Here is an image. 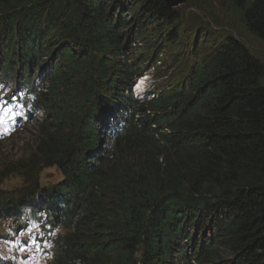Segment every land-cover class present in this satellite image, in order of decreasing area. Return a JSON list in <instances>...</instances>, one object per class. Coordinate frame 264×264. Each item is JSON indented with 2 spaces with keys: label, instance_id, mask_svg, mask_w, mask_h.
Listing matches in <instances>:
<instances>
[{
  "label": "trees",
  "instance_id": "16d2710c",
  "mask_svg": "<svg viewBox=\"0 0 264 264\" xmlns=\"http://www.w3.org/2000/svg\"><path fill=\"white\" fill-rule=\"evenodd\" d=\"M213 1L264 45V0H0V95L45 113L26 162L0 167V225L60 198L50 264H264V55ZM207 33L216 45L193 52ZM172 47L157 98L134 100L132 79Z\"/></svg>",
  "mask_w": 264,
  "mask_h": 264
},
{
  "label": "rangeland",
  "instance_id": "374dc122",
  "mask_svg": "<svg viewBox=\"0 0 264 264\" xmlns=\"http://www.w3.org/2000/svg\"><path fill=\"white\" fill-rule=\"evenodd\" d=\"M187 7V5L180 4L177 7ZM189 10H195V9H189ZM213 10L214 15L218 16L219 19H225L228 24L230 25H237L238 31L240 35V39L247 44L248 47H251L256 51L254 54L256 56H262L264 55V45L261 44L258 40H256L251 34L246 33L242 30L240 27V20L236 17L234 13L227 12V8L225 5L223 7H220L216 1H213ZM196 12V10H195ZM207 14V12L205 13ZM205 14L202 12L200 15V19L210 24V26L214 30H218L216 32L223 31L222 34H226L227 31L230 34H234L231 28L228 26H222V27H215L213 25V22L205 16ZM184 32V30L182 31ZM208 34V39H199L197 40V45L195 48L191 49L193 52L195 50H198L200 52V55L207 54L210 51L207 49L208 46L216 45L214 42H217V36L210 33ZM217 35V34H216ZM235 35V34H234ZM199 36V35H198ZM192 37V35H190ZM189 40H187L186 43H188ZM176 45V44H175ZM174 45V47H175ZM186 46V45H185ZM174 47L170 48L169 51H173ZM178 52V50H175L171 52L169 55H171L174 59V55ZM172 58L170 57H163V67L159 68L160 73H165L169 70V67L172 65ZM164 77V76H163ZM143 80L141 82L142 86ZM13 86V81L8 84V87ZM141 86L139 88H141ZM138 88V89H139ZM41 108L39 107L38 110L35 111L34 115L30 117L28 122L24 125L26 126L23 130H21L22 127H20L19 131L15 135H13L11 138H7L5 140V144H0V167H2L5 164L12 163V164H18L21 165L29 158L30 153L34 149V143L38 140V138L41 135V125L45 121V113L43 112V115L41 116ZM51 170V169H50ZM48 168H40L36 171L37 178L41 180L43 183H47L48 180L51 178L55 181L59 178V174L56 170L50 171ZM19 174H23L28 178L31 174H26V172H19ZM21 183V180L19 177L13 175L11 176L6 182L3 184V189H12L14 187L19 186ZM22 225L20 223H5L4 226H0V234H3L6 232V234H15V235H21ZM29 230V229H28ZM34 229L30 230L31 232ZM59 233H61V230H58ZM1 238V237H0ZM6 244V241H5ZM1 245V244H0ZM45 247L44 249H37L42 248L41 246H37V248H30L29 250H24V258L22 260H19L15 253L12 252L13 248H9L10 246L5 245V258L6 260H10V264H43L44 261H50L51 263V257L46 252V248H48L47 244H43ZM44 256V258H42ZM2 263V261H0Z\"/></svg>",
  "mask_w": 264,
  "mask_h": 264
},
{
  "label": "bare ground",
  "instance_id": "6f19581e",
  "mask_svg": "<svg viewBox=\"0 0 264 264\" xmlns=\"http://www.w3.org/2000/svg\"><path fill=\"white\" fill-rule=\"evenodd\" d=\"M181 3H176L175 6H168L169 8H176L177 6H179ZM188 4V0L185 2L184 5ZM139 43V42H138ZM141 43V42H140ZM141 45V44H140ZM149 46V45H148ZM133 50L134 52H138L139 48L138 45H133L131 47H129L124 53L127 54L129 51ZM143 52V51H142ZM170 54V53H169ZM169 54H163L160 56H165V57H170L172 58V62L173 63V57ZM140 55L138 54L137 58H139ZM163 57L161 58L163 60ZM125 59L121 58V63L124 62ZM156 67L157 68H148V69H144L143 71H141V73L137 76H135L131 83V95L133 97L134 100H136L139 103H144V102H149L152 101L154 99L157 98L158 94L155 91V89L157 87H159L160 89L163 88L162 82L165 79L166 76L169 75V70L166 71L165 73H160L159 72V68L163 67V61H158L156 62ZM145 66V64H144ZM143 68V67H140ZM158 72L161 74L159 75ZM156 73L158 74V76L156 77ZM164 76V77H163ZM143 80L142 86H141V82ZM126 86V85H125ZM141 86V88H139ZM139 88V89H138ZM34 115V114H33ZM33 115H28L27 119L29 120L30 117H32ZM43 115V112H41V116ZM123 116H126V113H123ZM26 126H23L21 128V130H23ZM17 131L19 130H12V127L9 126L7 128V130L3 131L2 134H0V144H5V137L7 138H11L13 135H15L17 133ZM49 170H56L59 174L60 170L58 167H50L48 168ZM50 170V171H51ZM52 172V171H51ZM38 182L40 185L46 184L43 183L41 180L38 179ZM50 182H58V179L55 181L54 179H50L47 181V183ZM12 192H6V193H13ZM14 200V199H13ZM12 200V201H13ZM62 204V201L60 198H56L54 200H49L47 199V196L45 195L44 192V198L37 204V206L35 208H33L28 214H37L39 213V207L43 208V207H48L47 211H41L42 213L41 218L39 220H36V222H33V218H31L32 220V225L34 230L30 233H24L21 235H15L13 234H6V232H4L3 234H0V248H5V245L10 246L9 248H13V250H11L12 252L15 253V256L19 259L22 260L24 258V250H29L31 251L30 248H37L38 245H40L42 248H37V249H44L45 247L43 246V244H47L48 248H46V252L48 253V255L51 257L56 253V248L54 247V245L50 242L49 239L52 238H56L59 233L58 230H61V228H55V223L58 221V219H55L53 217V210ZM26 212H18V211H14V213H9L7 214V221L4 222L2 224V226L5 225V223H11L14 222L13 219L11 218L12 216L15 215H25ZM74 220L71 219L70 222H66L67 229L66 232L64 233V235L67 233V231L69 230V228L72 226ZM1 226V225H0ZM63 235V237H64ZM6 238V240H5ZM48 239V241H47ZM63 240V238L61 239V241ZM6 241V244H5ZM51 245V246H50ZM177 246L176 244L174 245V250H177ZM42 258H44V256H42ZM52 260H55V258L51 257ZM43 264H50V261H44ZM193 264V263H192Z\"/></svg>",
  "mask_w": 264,
  "mask_h": 264
},
{
  "label": "water",
  "instance_id": "95a60500",
  "mask_svg": "<svg viewBox=\"0 0 264 264\" xmlns=\"http://www.w3.org/2000/svg\"><path fill=\"white\" fill-rule=\"evenodd\" d=\"M187 0H165V2H166V4L170 7V6H175L176 5V3H181L182 2V4H185V2H186Z\"/></svg>",
  "mask_w": 264,
  "mask_h": 264
}]
</instances>
